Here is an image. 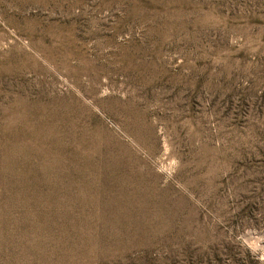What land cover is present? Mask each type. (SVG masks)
I'll list each match as a JSON object with an SVG mask.
<instances>
[{
    "label": "rangeland",
    "instance_id": "374dc122",
    "mask_svg": "<svg viewBox=\"0 0 264 264\" xmlns=\"http://www.w3.org/2000/svg\"><path fill=\"white\" fill-rule=\"evenodd\" d=\"M0 264H264V0H0Z\"/></svg>",
    "mask_w": 264,
    "mask_h": 264
}]
</instances>
